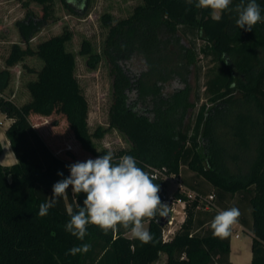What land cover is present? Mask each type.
<instances>
[{
    "label": "trees",
    "instance_id": "16d2710c",
    "mask_svg": "<svg viewBox=\"0 0 264 264\" xmlns=\"http://www.w3.org/2000/svg\"><path fill=\"white\" fill-rule=\"evenodd\" d=\"M32 2L41 6L40 16L29 8ZM90 2L61 0L76 16L85 15ZM256 2L264 16V0ZM239 3L233 0L219 20L210 9L197 8L195 0H143L129 18L114 25L106 16L110 29L104 54L113 78V102L109 128L91 134L88 102L75 75L76 56L66 50L71 33L32 49L31 41L55 20L54 0L23 2L26 14L15 26L25 48L14 44L7 68L0 71V112L12 121L6 137L17 159L12 166L0 164V264H152L161 252L168 255L165 264H232L231 234L214 237L210 227L218 212L232 207L239 209L238 222L252 234L250 264H264V22L251 31L239 29L234 11ZM186 30L203 42L200 55L218 65L206 82L212 109L202 105L193 119L190 111L200 97L197 92L196 102L191 100L190 79L198 81L199 54L185 41ZM80 54L88 56L90 69L100 63L89 42ZM28 56L44 65L32 71L37 79L28 84L31 100L18 106L4 93L11 81L9 68ZM229 110L235 111V119L233 125L225 124L229 128L224 135L219 126L229 118ZM53 116L63 118L69 132L57 130L58 142L47 135L51 129L43 123ZM110 129L131 143L130 150L114 154V159L131 155L150 176L159 172L154 183L160 187L161 202L169 206V217L173 202H185V220L171 239H163L166 225L158 216L145 220L152 243L126 237L129 231L123 228L105 234L91 224L85 238L77 239L65 230L67 209L83 206L86 194H74L71 186L46 216L38 215L53 185L70 175L68 165L108 152H98L93 140ZM63 144L66 148L58 150ZM77 148L88 157L80 159ZM170 177L184 187L172 199L166 194L165 179ZM210 196L211 203L202 201ZM83 244L91 245L87 253L68 254Z\"/></svg>",
    "mask_w": 264,
    "mask_h": 264
},
{
    "label": "rangeland",
    "instance_id": "374dc122",
    "mask_svg": "<svg viewBox=\"0 0 264 264\" xmlns=\"http://www.w3.org/2000/svg\"><path fill=\"white\" fill-rule=\"evenodd\" d=\"M25 1L27 0H20L21 6L24 8V17L27 10V8L23 7V2ZM141 5H143V0H91L87 13L83 16H76L65 8L61 3V0H54L55 20L50 22L41 32H39L30 43L32 49L36 50L40 43L54 36L61 35L65 31L71 33L72 38L66 44V50L74 53L76 56L75 75L78 79L81 91L88 102V130L91 134H93L98 128H109V110L113 102V78L110 73V65L104 54L105 41L110 29L105 22V17L109 16L111 18V25H114L123 19L129 18L133 14L135 8ZM29 8L36 15L40 16V5L32 2L30 3ZM8 14L10 15L9 17H0V71L7 68L5 61L14 44H20L25 48V45L21 44V38L15 26V22L22 19L20 18L21 14L14 11L9 12ZM218 15H220V13H218ZM186 34L187 37L185 41L190 42L196 48L197 54H199L198 64L200 74L198 76V81L195 79V76L190 79L192 85L191 100L194 103L196 102L195 98L197 92L200 97L199 102L196 103L194 108L190 111L191 118L193 119L202 105L207 104L209 108L211 107L208 101L206 82L209 78L208 75H211V72L218 70V65L215 64L210 57L200 55L199 49L203 45V42L198 39L196 33L186 30ZM85 42H89L92 46L93 53H97L101 57L100 63L95 69H90L88 67V56L80 54ZM43 65V61L38 57L28 56L14 67L9 68V71L11 72V81L8 89L4 93L5 97L13 100L18 106H23L28 103L31 100L28 84L37 79L36 73L32 71H40ZM234 112L235 111H231L229 118L223 121L224 123L219 126L221 134L228 132L229 127H225V124H234ZM0 121L4 123L0 128V138L4 139L6 136L5 129L7 128V119L1 112ZM53 121L58 124L54 125ZM44 122L47 123V126L51 129L47 131V135L51 140L59 141L57 137V130L59 131V129L63 131V134L69 133L67 125L60 116H53L48 121H43V123ZM225 139H227V141L228 139H231L230 135H226ZM93 141L98 152L108 150L113 154H117L122 150L128 151L131 149L130 141L124 134L116 129L108 130L102 138H95ZM228 145L229 142H227V146ZM59 148L64 150L66 146L63 144L62 146L57 147L58 150ZM76 150L80 159L83 160L88 157L84 151L80 152L78 148ZM230 151L233 153L238 152L233 149H230ZM184 170L189 174L187 167H185ZM165 181L167 183L166 194L170 198L173 193L180 188V179L178 180L175 177H170L166 178ZM181 207L182 206L179 204L174 205V208L178 211H181ZM181 217L182 215H176L174 212L171 213L169 221L164 228V240H169L174 236V233L183 223ZM145 227L148 228V225ZM170 230H173L174 232L169 234L168 238H165V235L168 234ZM236 235L240 237V240H235ZM232 236L233 244H236V242L244 243L246 251L248 250V233L246 231L237 228L233 231ZM167 259V253L161 252L158 259L152 264H165Z\"/></svg>",
    "mask_w": 264,
    "mask_h": 264
},
{
    "label": "clouds",
    "instance_id": "9594fccd",
    "mask_svg": "<svg viewBox=\"0 0 264 264\" xmlns=\"http://www.w3.org/2000/svg\"><path fill=\"white\" fill-rule=\"evenodd\" d=\"M193 3V0H186ZM233 0H195L199 9H210L214 19L230 9ZM236 25L239 29L251 31L253 27L264 22L262 10L256 0H240L235 6ZM70 175L53 185V194L39 205L38 215L43 217L58 200L67 195L71 186L74 194L84 193L83 206L79 204L74 211L67 209L69 221L65 230L79 240L87 235V226H98L105 234L116 232L118 228L129 231L132 237L142 244L152 243L154 237L145 227L146 219L167 217L169 206L161 202L158 195L160 187L154 183L150 174L137 166L134 156L123 155L118 160L108 151L96 159L76 162L68 165ZM58 175L63 176L62 172ZM241 213L232 207L218 212L210 222L214 237L226 238L231 227L238 222ZM90 244L74 246L68 254L87 253Z\"/></svg>",
    "mask_w": 264,
    "mask_h": 264
},
{
    "label": "crops",
    "instance_id": "0c3cea01",
    "mask_svg": "<svg viewBox=\"0 0 264 264\" xmlns=\"http://www.w3.org/2000/svg\"><path fill=\"white\" fill-rule=\"evenodd\" d=\"M35 3V2H33ZM37 4V3H36ZM33 5V4H32ZM31 5V6H32ZM39 5V4H37ZM24 8H22L20 0H0V17L6 18L9 17L10 15L8 14L9 12H16L20 13L21 17H24ZM2 14V15H1ZM17 22V21H16ZM15 22V24H16ZM12 121L7 120V128L11 125ZM5 129V132L7 130ZM6 135V134H5ZM5 140V141H4ZM0 141L3 146V154L0 156V164L3 166H12L17 163V159L11 149L10 142L8 141L7 137L5 136L4 139L0 138ZM7 144V145H6ZM148 225L149 229V222L145 221V226ZM241 229L243 231H246L248 233L247 236V245H248V250L246 251L244 243L236 242V244H233V231L235 229ZM126 237L128 238H133L130 232H127ZM231 254H230V261L232 264L240 263V264H250L253 258V253H252V234L251 232L246 229L240 222L235 223L231 227ZM235 240H240V237L238 235L235 236Z\"/></svg>",
    "mask_w": 264,
    "mask_h": 264
},
{
    "label": "built area",
    "instance_id": "2783aa9c",
    "mask_svg": "<svg viewBox=\"0 0 264 264\" xmlns=\"http://www.w3.org/2000/svg\"><path fill=\"white\" fill-rule=\"evenodd\" d=\"M4 125L3 122L0 121V128ZM159 175V172L158 171H154V173L151 175L153 178H157ZM180 191H184V187L180 184ZM191 197H192V194H189ZM169 198V197H168ZM169 199H172V197H170ZM213 200V196H210L208 198H204L202 199L203 202L209 204L211 203V201ZM181 205V211H178L174 208V205ZM208 207V206H207ZM174 212L176 215H182L181 219L182 221L184 222L185 220V217H186V212H185V202L181 201V200H178L177 202H173V206H172V210H171V213ZM174 231L173 230H170L168 234L165 235V238H168L169 237V234H172ZM165 240H168V239H165Z\"/></svg>",
    "mask_w": 264,
    "mask_h": 264
},
{
    "label": "water",
    "instance_id": "95a60500",
    "mask_svg": "<svg viewBox=\"0 0 264 264\" xmlns=\"http://www.w3.org/2000/svg\"><path fill=\"white\" fill-rule=\"evenodd\" d=\"M169 216H167V217H164V222L162 223V225H166L167 223H168V221H169Z\"/></svg>",
    "mask_w": 264,
    "mask_h": 264
},
{
    "label": "bare ground",
    "instance_id": "6f19581e",
    "mask_svg": "<svg viewBox=\"0 0 264 264\" xmlns=\"http://www.w3.org/2000/svg\"><path fill=\"white\" fill-rule=\"evenodd\" d=\"M7 145V144H6Z\"/></svg>",
    "mask_w": 264,
    "mask_h": 264
}]
</instances>
